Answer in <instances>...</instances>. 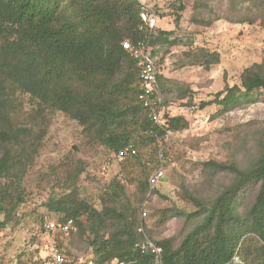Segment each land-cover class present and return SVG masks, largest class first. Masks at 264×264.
<instances>
[{"label":"trees","instance_id":"16d2710c","mask_svg":"<svg viewBox=\"0 0 264 264\" xmlns=\"http://www.w3.org/2000/svg\"><path fill=\"white\" fill-rule=\"evenodd\" d=\"M212 1L195 2V9L206 6L214 16L201 19L202 24L219 19L232 23L264 20V0H230L225 14L216 13ZM139 14L136 0H0V215L5 221H10L23 202L20 183L40 149L31 129L14 121L19 93L34 100L36 113L40 108L63 113L113 153L132 143L136 154L128 158H136L137 149L154 145L167 131L187 128L181 117L168 118L166 127L153 123L138 101L139 69L121 43L128 40L154 46L166 42L170 34L158 30L152 39ZM178 22L177 15L175 28ZM202 58L205 69L219 63L217 53ZM158 82L163 98V92L171 91L167 89L170 83H161L160 75ZM178 92L179 98L185 96L181 88ZM261 92L264 62L244 69L240 86H225L213 102L224 112L255 102L264 95ZM254 159L244 168L233 162L211 163L214 170L229 173L232 180L212 200L202 202L189 196L197 211L185 214V220L201 217V221L176 248L171 239L153 242L138 231L139 221L128 213L131 208L116 205L124 192L119 183L105 193L112 205L103 200L101 210L78 201L74 182L81 169L60 180L61 194L49 196L44 207L62 216L58 222L71 220L76 227L72 233L89 232L86 241L95 264L113 259L124 264H154L152 254L141 249L145 237L161 248V264H237L235 259L239 264H264V142ZM255 185L252 202L240 212L241 196ZM148 187V179L139 181L140 193ZM177 216L184 213L163 215L162 224ZM36 258L35 253L30 264Z\"/></svg>","mask_w":264,"mask_h":264},{"label":"rangeland","instance_id":"374dc122","mask_svg":"<svg viewBox=\"0 0 264 264\" xmlns=\"http://www.w3.org/2000/svg\"><path fill=\"white\" fill-rule=\"evenodd\" d=\"M136 1L146 3L159 19L149 35L152 39L158 30L170 33L166 42L148 46L157 62L160 82L169 81L167 89H171L162 94L163 124L159 126L166 127L170 117H181L187 121V128L167 131L154 145L137 149L136 158L118 160L77 121L58 111L40 108L36 113L34 100L26 94L16 95L14 121L31 129L40 149L20 183L23 202L10 221L0 215V264H30L31 257L42 255L49 245L69 255L91 252L85 229L47 234L40 227L45 215L55 221L62 217L47 211L44 204L52 194H61L60 180L68 173L82 170L74 182L77 200L91 203L97 210H101L103 200L112 205L105 193L112 191L113 183H119L125 195H120L116 205L131 208L128 213L139 221L138 231L153 242L171 239L176 248L201 221V217L185 220V214L197 211L190 197L202 202L212 200L232 180L229 173L217 172L211 163L233 162L244 168L255 160L264 142V95L256 96L249 105L224 112L213 101L225 86H240L244 69L264 62L263 18L252 23L219 19L205 25L199 21L214 16L206 6L195 9L196 0ZM229 2L214 0L210 4L216 13L225 14ZM206 53H217L219 63L205 69L202 57ZM177 85L186 91L183 98H179ZM158 169H162L163 178L140 193L139 181L149 179ZM257 187L245 189L239 200L240 212L252 202ZM175 212L184 216L162 224L163 215ZM81 220L85 223L84 217Z\"/></svg>","mask_w":264,"mask_h":264},{"label":"built area","instance_id":"2783aa9c","mask_svg":"<svg viewBox=\"0 0 264 264\" xmlns=\"http://www.w3.org/2000/svg\"><path fill=\"white\" fill-rule=\"evenodd\" d=\"M140 5L139 17L143 23L144 28L149 31V34L153 32L158 26V17L150 9L146 3L138 1ZM123 50H125L130 56L136 60L137 67L139 69V94L138 101L142 107L149 112V118L153 123L157 125L163 124L161 121V112L163 110V100L159 88L158 76L160 75L157 62L152 56L148 46L138 42L136 45L130 41L125 40L121 43ZM136 154L135 148L128 145L120 149L115 153V157L118 160H124L128 157H132ZM163 178L162 169L155 171L148 179L149 186L153 187L157 185ZM41 230L47 234H54L56 232L61 234H68L69 232H75L76 227L71 220L67 222H58L53 220L50 216L45 215L40 221ZM142 250L149 251L153 256L154 264H161L160 247L153 244L145 237V242L141 245ZM34 264H95L94 258L91 252L87 254H66L59 250L55 245H49L46 247L42 255H37L34 259ZM108 264H124L116 260L110 261Z\"/></svg>","mask_w":264,"mask_h":264}]
</instances>
